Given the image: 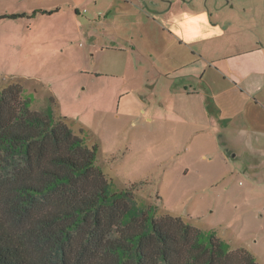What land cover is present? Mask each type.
<instances>
[{"label": "rangeland", "instance_id": "374dc122", "mask_svg": "<svg viewBox=\"0 0 264 264\" xmlns=\"http://www.w3.org/2000/svg\"><path fill=\"white\" fill-rule=\"evenodd\" d=\"M157 2L164 17L170 16L168 1ZM189 5L198 28L191 46L197 51L219 65L245 61L244 46L264 53V0H193ZM18 8L17 0H0V14H5L0 89L20 83L30 108L49 107L88 146L96 145L95 166L114 192L132 189L136 204L152 207L155 217H180L202 235H213L229 250L242 248L264 264V119L256 129L260 132L237 116L214 128L196 127L201 131L196 134L175 116L164 121L167 103L161 96L180 82L161 75L158 47L145 56L146 50L124 40L127 25L144 20L134 5L84 0L78 5L80 34L73 25L62 33L54 28L65 19L71 24L63 16L7 17ZM256 96L262 101L264 93ZM206 102L211 109L212 100ZM252 120L260 124L261 118ZM219 145L229 150L227 158L217 151Z\"/></svg>", "mask_w": 264, "mask_h": 264}, {"label": "trees", "instance_id": "16d2710c", "mask_svg": "<svg viewBox=\"0 0 264 264\" xmlns=\"http://www.w3.org/2000/svg\"><path fill=\"white\" fill-rule=\"evenodd\" d=\"M30 103L20 83L0 89V264H257L180 217H155L132 189L114 192L97 146Z\"/></svg>", "mask_w": 264, "mask_h": 264}, {"label": "crops", "instance_id": "0c3cea01", "mask_svg": "<svg viewBox=\"0 0 264 264\" xmlns=\"http://www.w3.org/2000/svg\"><path fill=\"white\" fill-rule=\"evenodd\" d=\"M83 1L17 0L20 8L11 14H21L22 16L13 19L24 21L38 19L41 16L47 18L63 16V19L68 18L71 24L65 23V19L63 23L54 28L60 29L59 32L62 33L73 25L75 33L80 34L82 31L81 18H79L81 9L78 5ZM157 1L143 0L141 4L134 0H119L123 5H134L144 16L143 21H131L127 25V36L124 40L133 49L139 45L146 50L145 56H151L154 52L153 48L158 47L157 56L162 67L161 75L166 79L177 78L175 83L180 82L178 87L171 88V91L161 96L163 103H167L164 121H167L168 115L175 116L176 121L180 122L179 125L189 124V127H194V131L192 129L190 134H196L198 131L201 132L196 127L204 126L208 129V126H212L214 128L218 121H230L240 116L249 129L258 131L257 127H261L264 123V98H261L263 99L261 101L256 96L264 93L261 90L264 87V53L261 49L244 46L247 49L242 53L245 61L219 65V60L209 58L191 46L193 45L191 41L198 30L193 14L190 12L192 8L181 5L179 0H172L170 4L165 5L170 16L164 17L165 12H161L163 9ZM177 12L182 16L178 17ZM2 15L5 14H0V19ZM98 15L99 12H97ZM174 45H176L175 49L172 48ZM183 46L184 50L177 48ZM256 53L259 55H255ZM227 57L231 56H225ZM200 63L202 64L201 70L198 67ZM218 98L219 101H216ZM209 99L212 100L211 109L208 108L209 103L206 102ZM233 99L243 100V102L238 105L232 104ZM159 103L162 104L161 101ZM230 107H234L233 110L230 109L233 114L223 116V112L226 113L227 108ZM258 115L261 118L260 124L252 120ZM149 120L152 121L151 118ZM201 130L204 133L208 132V130ZM179 133L182 132L179 130ZM217 151L222 154L223 158L230 155L229 150H225L222 145H219Z\"/></svg>", "mask_w": 264, "mask_h": 264}, {"label": "flooded vegetation", "instance_id": "af4514ba", "mask_svg": "<svg viewBox=\"0 0 264 264\" xmlns=\"http://www.w3.org/2000/svg\"><path fill=\"white\" fill-rule=\"evenodd\" d=\"M167 1H168L167 4H170L172 0H167ZM179 1H180L181 5H185V6H189V7H190V5H189L190 2L193 3V0L192 1L191 0H179Z\"/></svg>", "mask_w": 264, "mask_h": 264}]
</instances>
